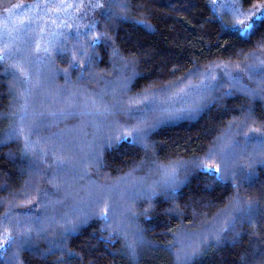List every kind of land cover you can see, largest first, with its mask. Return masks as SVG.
<instances>
[{
  "label": "trees",
  "instance_id": "trees-1",
  "mask_svg": "<svg viewBox=\"0 0 264 264\" xmlns=\"http://www.w3.org/2000/svg\"><path fill=\"white\" fill-rule=\"evenodd\" d=\"M43 1L0 41V264H264V28L223 31L212 0Z\"/></svg>",
  "mask_w": 264,
  "mask_h": 264
},
{
  "label": "snow or ice",
  "instance_id": "snow-or-ice-1",
  "mask_svg": "<svg viewBox=\"0 0 264 264\" xmlns=\"http://www.w3.org/2000/svg\"><path fill=\"white\" fill-rule=\"evenodd\" d=\"M212 6L213 10L216 12H219L221 9H224L228 11L231 14V23L225 22L224 17L221 14L219 19L221 22V29L225 32H228L230 34H233L237 38H242L245 36H248L249 34L254 33L255 30L264 28V4H261L259 8L253 10V11H244L241 7H239L236 3V0H224V2L217 4L216 0H212ZM15 7H20L19 5ZM93 7L96 8H105V5L103 3L98 2L93 5ZM116 7H126V5H119L117 4ZM104 15L111 19L112 15H115L113 12L111 6L107 8V11L104 13ZM90 28H94L95 24H92L89 26ZM77 37H79L81 34L79 32L76 33ZM87 35V33H85ZM101 35H106V33L101 34L97 33L95 34L90 44L92 47H95L96 43L100 40ZM47 51V49H45ZM80 55L87 56L86 50H81ZM77 52L72 51V61L71 66L73 67H79V62L76 60ZM91 60V57H89V62ZM205 80L212 79L214 80L215 77L212 76L211 73L205 72L204 73ZM203 85V88L205 91L208 90L209 85L204 84V82H201ZM216 85H213L212 87H215ZM181 91H184L183 89ZM194 104H196V101H193ZM144 106L147 109V111L142 112L138 118L137 126L126 130L125 134L121 136V139H127L129 136L132 137L133 141L143 138L148 134V131L151 127V125H148V119H149V112L155 111V109L152 107V101L146 99L144 101ZM143 125V126H141ZM251 132L253 133L252 136L248 137L249 140H256L258 141L262 146H264V133H261L260 135H256V133H260V129H251ZM214 154L210 153L208 156V159H213ZM221 165L223 167H227V161L222 160L220 165H217L216 167H211L205 163H200L199 167L205 171L212 172L216 175L217 179L220 181H223L225 179V176L221 173ZM250 175V174H249ZM107 209H105V212L103 215L106 217ZM13 243H15L14 237L11 235V232L9 230H5V232L0 233V249H5L9 246H11Z\"/></svg>",
  "mask_w": 264,
  "mask_h": 264
},
{
  "label": "rangeland",
  "instance_id": "rangeland-1",
  "mask_svg": "<svg viewBox=\"0 0 264 264\" xmlns=\"http://www.w3.org/2000/svg\"><path fill=\"white\" fill-rule=\"evenodd\" d=\"M38 0H28L25 3H19L20 7H10L3 12L0 13V41L5 39L6 36H11V34L16 31L20 30L19 26V19L23 21L24 24V29H21L20 31L26 33L30 31V25L31 22L34 20H38L42 22L41 16L44 14L41 13L40 11L46 8V5L43 3L37 4ZM104 0H99L100 3H102ZM43 2H46L44 0ZM98 2V0H49L48 4L49 5V10H46V13H48L53 19L55 20H60L61 19V13L63 11H67L69 9H72L70 12L74 11H80L82 14L76 19H79L81 17H86L91 14L92 10H94L96 7H93ZM217 4L224 2V0H216ZM236 3L239 7L240 5V0H236ZM54 5V7H50L51 5ZM17 6V5H16ZM242 8V7H241ZM243 9V8H242ZM57 10L60 11L57 13ZM244 11H253V10H246L243 9ZM39 11V12H38ZM87 14V15H85ZM217 14L220 16L221 14L224 17V21L231 23V14L224 10L221 9ZM66 14H63L65 16ZM71 15V14H70ZM72 16V15H71ZM62 23V22H61ZM17 34V33H15Z\"/></svg>",
  "mask_w": 264,
  "mask_h": 264
}]
</instances>
